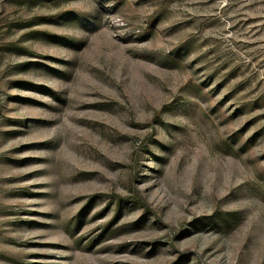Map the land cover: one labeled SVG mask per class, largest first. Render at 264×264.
Returning a JSON list of instances; mask_svg holds the SVG:
<instances>
[{
	"label": "rangeland",
	"instance_id": "374dc122",
	"mask_svg": "<svg viewBox=\"0 0 264 264\" xmlns=\"http://www.w3.org/2000/svg\"><path fill=\"white\" fill-rule=\"evenodd\" d=\"M0 264H264V0H0Z\"/></svg>",
	"mask_w": 264,
	"mask_h": 264
}]
</instances>
